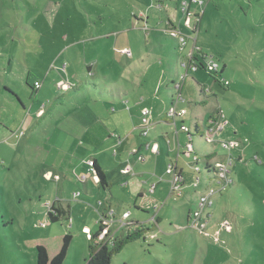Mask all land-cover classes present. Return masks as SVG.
I'll use <instances>...</instances> for the list:
<instances>
[{
	"label": "rangeland",
	"instance_id": "1",
	"mask_svg": "<svg viewBox=\"0 0 264 264\" xmlns=\"http://www.w3.org/2000/svg\"><path fill=\"white\" fill-rule=\"evenodd\" d=\"M203 1L195 30L197 18L185 23L177 0H0V264H36L37 245L52 257L67 233L62 264H85L90 246L102 243L100 232L113 241L138 227L140 236L110 264H212L207 247L210 254L219 249L220 264H236L225 255L264 264V0ZM166 24L188 35L185 48L178 49ZM195 44L219 60L220 78L229 84L214 82L206 69L190 72L182 87L186 101L176 106L186 110L190 128L220 109L224 129L193 138L201 162L233 159L231 185L222 188L203 169L195 186L191 157H179L188 140L180 119L161 122L170 120L164 113L173 81ZM83 105L108 115L86 131L73 116ZM141 106L150 109L146 137L117 117L123 112L140 123ZM144 143L139 163L130 153ZM212 147L215 159L204 157ZM91 156L105 171L104 189L91 174L79 179ZM170 162L182 167L181 196L172 193ZM210 187L218 189L208 220L191 224L189 210ZM106 203L114 215L102 221ZM52 205L60 212L55 221L47 215Z\"/></svg>",
	"mask_w": 264,
	"mask_h": 264
},
{
	"label": "built area",
	"instance_id": "2",
	"mask_svg": "<svg viewBox=\"0 0 264 264\" xmlns=\"http://www.w3.org/2000/svg\"><path fill=\"white\" fill-rule=\"evenodd\" d=\"M203 0H180V12L183 15V21L185 23H188L190 21V18L192 15L197 18L194 15V12L191 11V6H200L203 5ZM197 20V19H196ZM169 35L172 36L178 43L179 48L183 49L187 46L189 37L188 35L182 33L180 30H177L176 28L169 29ZM193 35V34H192ZM193 51L188 52L187 56H191ZM206 70L210 71V73H213L214 71L218 70L219 63L213 59V57L207 58L205 61ZM192 69H196V66H192ZM180 80L183 79V75H180ZM228 82L225 81V84ZM35 85L39 86V83L36 81ZM180 87V81H174L173 83V91L174 89H177ZM184 99L180 95H175L173 102L169 105V107L165 111V115L170 118V120L175 123L177 120H181L184 114H186V110L184 108L178 109L176 104L178 102H183ZM150 109L148 107H144L141 109V120H140V126L138 127L140 129V134L143 136H148L150 127H149V115ZM201 125L205 126V123H201ZM180 129L187 134V132H191V135H194V128L193 126L190 128L189 126L182 124L180 125ZM224 129V124L220 123V120L216 122L212 126H205V136L217 131H222ZM210 132V133H209ZM201 136V135H199ZM207 137V136H206ZM192 139V142H188ZM208 140V139H207ZM144 148H148L149 144H144ZM219 146L221 149H229V143L225 140H222L219 142ZM184 151L185 153H182L186 156L191 157L192 160V169L194 172L197 173V176L195 177V186L200 183V180L202 181L201 177L199 176L200 170L203 169L206 172L205 178H207L208 173H212L214 176V185L222 188L223 186L229 185L231 183L230 176L232 172V166H233V159L231 156H226L222 161L216 162L215 164L211 165L213 168H207L209 162L208 159L204 158V162L200 161V157L198 154H196V148L194 147V138L192 136H188V140L184 144ZM132 156H136L137 159L135 161L142 162L144 161L143 154L139 153L138 150L133 149L130 153ZM93 158L86 161V171L84 175H81L79 177L80 180L85 181L87 178V174H91L96 182H98L97 177L95 176V170L93 168ZM126 172L130 171V168L127 167L125 169ZM179 168L177 170H174V165L172 162L169 163L167 174H170L171 178V189L172 193H177V196L182 195V188L184 185L183 177L178 174ZM154 184L150 187L149 191L153 192L154 190ZM217 189L215 187H210L205 192L198 195V197L195 199V207L191 210L189 218L191 220V224H198L199 226L203 225V222H206L209 218L208 211L209 208L212 205V201L214 199L215 194L217 193ZM79 195V191L73 192V196L77 197ZM98 205H103L102 201H98ZM106 208L101 213L102 215V221L107 219V216L113 214L114 210L110 207V203L105 204ZM107 210V211H106ZM130 215L129 211H125L122 214L123 218H128ZM114 217H112L113 219ZM105 232L102 231L99 233L98 237L100 238L101 242L103 241H112L110 238H105Z\"/></svg>",
	"mask_w": 264,
	"mask_h": 264
},
{
	"label": "trees",
	"instance_id": "3",
	"mask_svg": "<svg viewBox=\"0 0 264 264\" xmlns=\"http://www.w3.org/2000/svg\"><path fill=\"white\" fill-rule=\"evenodd\" d=\"M177 2H180V0H177ZM163 2H160L158 4H162ZM204 4V3H203ZM195 7V8H194ZM202 7V5H201ZM200 6H191V11H195L194 15L197 17V20L195 21V25H194V29L195 30H199L200 29V24H201V14L203 13V8H201ZM194 8V9H192ZM198 12V13H197ZM166 28H168V24L165 25ZM171 38H173L172 36H170ZM174 39V38H173ZM175 40V39H174ZM178 45V43H177ZM178 49L179 45H178ZM213 57V59L215 61H217L218 63L219 60L214 57L211 54H208L207 52H205L202 48H200L198 45H194L193 48V52L191 54V56H187V54H185V57L183 59H181L180 61V66L185 70V72L183 73V79L179 80L180 81V87L177 89H174L173 93H171L170 95V100H169V105L173 102V99L175 97V95H180L181 97H183L182 95V87H183V83L186 81L188 74L190 72L195 73L196 71H199L201 69H206L205 66V61L207 58ZM192 66H196V69H192ZM86 69L88 71L91 72V65L87 64L86 65ZM211 75L213 76V80L214 82H219L222 83V85H228L229 82L227 80H221L220 76V64H219V68L218 70L214 71L213 73H211ZM225 81H227L228 83L225 84ZM36 82V81H35ZM39 82V81H37ZM174 83V81H173ZM93 85L95 83H92ZM30 86V84H28ZM32 86L35 87V83L33 85H31L30 87L32 88ZM33 89V88H32ZM36 90V89H35ZM34 90V91H35ZM200 91L205 92V89H203V87H200ZM184 101L185 98L183 97ZM147 107V106H142L140 108L139 111V121L141 120V109ZM149 108V107H148ZM53 110V107L50 106L49 108H47L46 110H44L41 113V118L44 119L47 115H49V112H51ZM221 111L219 108L215 109L213 113H211V115H209V119L208 122L205 121V126H212L214 125L216 122L219 121L220 117H221ZM184 119L181 118L180 121V125L184 124ZM198 122V120H194L193 121V128H194V132H198L199 135H203V133L205 132V126L201 125V123ZM140 126V123L138 124ZM186 125V124H185ZM138 126V127H139ZM204 128V129H203ZM197 134V133H196ZM140 136L145 137L143 135H141L139 133ZM188 136H192L191 132H187ZM192 142V139L189 140L188 142ZM145 144V143H144ZM139 153H142L143 151H145V148L143 150L138 149ZM196 152V151H195ZM217 154V152H213L212 154H208V155H204V157H213ZM210 159V158H209ZM238 159L241 161H244V159L241 156H238ZM254 160L256 161V163H261L262 161L258 158V156H254ZM93 162V168L95 170V176L98 179V185L101 188H106L108 183L106 180V176L105 173L103 171V169L97 164L95 158H93L92 160ZM207 168H213V166L208 165ZM174 170H177L176 165H174ZM178 174L181 175V170L179 169ZM182 176V175H181ZM231 183L228 185L230 186ZM191 212V210H189L188 214ZM59 210H57L56 207H54L53 205L50 207L49 210H47V215L49 216V218L52 221H55L58 219L59 217ZM187 218L189 219V217L187 216ZM102 230V227H99V232ZM97 232V233H99ZM97 233L94 235L96 237ZM141 234V230H139V227L132 233L127 234L125 237L120 238V239H114L113 241H103L102 243H96L90 246V251H89V257L86 260L85 264H110L112 257L115 253H118L124 245H126L128 242L136 239L137 237H139ZM70 240H71V235L70 234H65L62 237V242L61 245L59 247V250L56 252L55 255H53L52 257H49L46 248L43 245H37L36 246V264H62L65 257H66V253H67V249L70 245ZM208 246H212V248H215L217 246L214 245H208ZM218 248V247H217ZM207 257H212V264H220V260L219 257L216 254L217 251H219V249L217 251L212 250L213 252L210 254L208 252V247H207ZM224 261L226 260H231L234 261L236 264H247V261L244 262V260L242 262H239L238 260H233L230 259L227 255H225V257H223ZM227 261V262H228Z\"/></svg>",
	"mask_w": 264,
	"mask_h": 264
},
{
	"label": "crops",
	"instance_id": "4",
	"mask_svg": "<svg viewBox=\"0 0 264 264\" xmlns=\"http://www.w3.org/2000/svg\"><path fill=\"white\" fill-rule=\"evenodd\" d=\"M176 7H177V5H176ZM64 65H66V63L64 62V64L62 65L63 67H64ZM10 67V66H9ZM87 68V67H86ZM92 68V67H91ZM10 69H13V67L11 66V68ZM35 81H39V80H35ZM137 103V102H136ZM135 103V104H136ZM138 105H139V103H137ZM76 107H81V105H77ZM97 107V108H96ZM96 107H93L92 109H89V108H87L86 109V106L85 105H83V110H81V109H79L78 108V110L75 112V114H73V116L79 121V122H81L82 123V125H83V127H84V129L87 131V128H89V127H91L92 125H94L96 122H97V120L99 119V118H102V117H106L107 115H108V112H106V111H104V109L103 108H101L100 106H98V105H96ZM142 107V106H141ZM90 110V111H89ZM53 111V110H52ZM52 111H51V113H52ZM91 111L93 112V113H91ZM139 111H140V107H139ZM110 113H114V112H110ZM107 114V115H106ZM165 114V113H164ZM41 115V114H40ZM127 117V115H126V113H123L122 112V114L121 115H119V116H117V117H120V119H123V121H125V127H126V129H127V126L128 125H130L132 128H131V130L132 129H136L137 128V126H139L138 124L139 123H134V124H132L131 123V121H130V118H126ZM85 119H87L86 120V122H85ZM137 120L139 121V113H138V118H137ZM129 122V123H128ZM161 122H163L162 124H164V123H167V124H171V120H169V119H163ZM116 127L117 128H119V129H122V127H121V123L120 122H117V124H116ZM130 130V131H131ZM114 133V132H113ZM133 133V132H132ZM111 134V133H110ZM130 134V132H127L126 134H125V136H127V135H129ZM137 135H139V134H137ZM163 136V135H162ZM220 136H221V134H220ZM164 137V136H163ZM167 137V136H166ZM143 139H141V140H139V141H142ZM142 142H144V141H142ZM211 151H213V152H215L216 151V147L214 148V147H212V148H210L208 151H206L205 153H204V155L206 156V155H208V154H210L209 152H211ZM217 155V154H216ZM216 155L215 156H213V157H209L210 159H215V157H216ZM181 156H185L184 154H182V155H179V157L180 158H183V157H181ZM91 158H95V160H96V162H97V164L102 168V166H101V162H100V160L99 159H97L96 157H94V156H91ZM89 160V159H88ZM134 160V159H133ZM145 160V159H144ZM87 161V160H86ZM86 161H82V164H83V166H84V168H85V170H86V168H87V165H86ZM143 162V161H142ZM142 162H139V163H142ZM177 167V166H176ZM177 168H179L180 170H181V172H182V167H177ZM104 171V170H103ZM104 173H105V171H104ZM106 176V175H105ZM107 179V178H106ZM112 193L110 192V195H111ZM55 207V206H54Z\"/></svg>",
	"mask_w": 264,
	"mask_h": 264
}]
</instances>
